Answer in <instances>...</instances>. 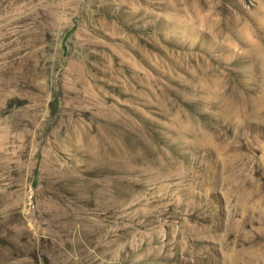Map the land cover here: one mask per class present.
I'll list each match as a JSON object with an SVG mask.
<instances>
[{
	"label": "rangeland",
	"instance_id": "1",
	"mask_svg": "<svg viewBox=\"0 0 264 264\" xmlns=\"http://www.w3.org/2000/svg\"><path fill=\"white\" fill-rule=\"evenodd\" d=\"M0 264H264V0H0Z\"/></svg>",
	"mask_w": 264,
	"mask_h": 264
}]
</instances>
